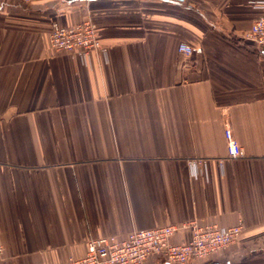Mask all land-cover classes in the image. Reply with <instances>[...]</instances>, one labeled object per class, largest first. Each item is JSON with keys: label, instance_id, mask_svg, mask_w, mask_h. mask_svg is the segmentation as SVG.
<instances>
[{"label": "crops", "instance_id": "0c3cea01", "mask_svg": "<svg viewBox=\"0 0 264 264\" xmlns=\"http://www.w3.org/2000/svg\"><path fill=\"white\" fill-rule=\"evenodd\" d=\"M262 14L264 0H0V264L194 219L243 229L189 264H264V51L244 38ZM83 19L107 48L86 63L50 46L53 23ZM226 127L244 156L228 158Z\"/></svg>", "mask_w": 264, "mask_h": 264}, {"label": "built area", "instance_id": "2783aa9c", "mask_svg": "<svg viewBox=\"0 0 264 264\" xmlns=\"http://www.w3.org/2000/svg\"><path fill=\"white\" fill-rule=\"evenodd\" d=\"M96 27L91 19H83L70 26L55 22L50 32V46L56 51L71 52L86 63L94 52L107 51L99 41ZM244 38L252 42L257 49L264 51V14L254 20L244 33ZM178 49L186 55H191L194 51L192 46L183 42L179 44ZM225 138L229 159L245 155L243 146L237 141L230 127L225 128ZM205 163L201 158L189 161L194 174L201 172ZM242 224L238 222L221 226L215 223H200L194 219L182 224L133 230L124 237L114 234L93 236L87 241L86 251L82 256H71L59 264H145L151 256H159L163 262L170 264H189L195 260L207 259L236 242L243 229ZM183 229L190 232L189 240L173 242L174 235ZM3 253L4 247L0 241V257Z\"/></svg>", "mask_w": 264, "mask_h": 264}, {"label": "water", "instance_id": "95a60500", "mask_svg": "<svg viewBox=\"0 0 264 264\" xmlns=\"http://www.w3.org/2000/svg\"><path fill=\"white\" fill-rule=\"evenodd\" d=\"M167 264H170V263H167Z\"/></svg>", "mask_w": 264, "mask_h": 264}, {"label": "rangeland", "instance_id": "374dc122", "mask_svg": "<svg viewBox=\"0 0 264 264\" xmlns=\"http://www.w3.org/2000/svg\"><path fill=\"white\" fill-rule=\"evenodd\" d=\"M161 260V259H160ZM162 261V260H161Z\"/></svg>", "mask_w": 264, "mask_h": 264}]
</instances>
